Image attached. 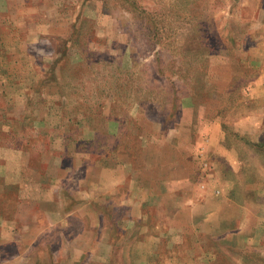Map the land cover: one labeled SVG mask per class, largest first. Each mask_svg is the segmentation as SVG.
Returning a JSON list of instances; mask_svg holds the SVG:
<instances>
[{
    "label": "rangeland",
    "instance_id": "obj_1",
    "mask_svg": "<svg viewBox=\"0 0 264 264\" xmlns=\"http://www.w3.org/2000/svg\"><path fill=\"white\" fill-rule=\"evenodd\" d=\"M0 264H264V0H0Z\"/></svg>",
    "mask_w": 264,
    "mask_h": 264
},
{
    "label": "crops",
    "instance_id": "obj_2",
    "mask_svg": "<svg viewBox=\"0 0 264 264\" xmlns=\"http://www.w3.org/2000/svg\"><path fill=\"white\" fill-rule=\"evenodd\" d=\"M250 8H253V7L250 6ZM212 128L214 129V131L216 130V131H219V132H217V133L215 132L213 134H208L204 138L203 137L200 138V140L202 141V143L200 145L201 147L199 146L200 149H198V150H201V153L200 154L202 155V157H204L203 160H206V159L207 160H210L211 155L209 156V154H214V157L213 158H219V159L222 158V159H224L226 161V163L234 169V172H237V163H236L237 152L235 151V149L228 148V147H226L224 145L225 134L222 132L221 124L220 123H219V125H214ZM179 138H182V137L180 136ZM176 148L183 149V151L185 149V147L184 148L182 147L181 142L180 143L178 142V147L176 145ZM190 151H191V148H190ZM234 159H235V161H234ZM162 163L163 162L161 161V163H158V165H160ZM209 169L211 170V167ZM163 174L164 175L157 180V183H158L157 186H158L159 191L162 192V193H164L165 195H170L171 193L174 194V192H175V195L176 194H179L178 196H180L181 195V192H182L181 191L182 190V187L183 186L185 187L186 182H187L186 181V176H184L183 178H180V176H178V174H177V170H172V169L171 170L168 169L166 171V173H163ZM205 177L209 178V175H206ZM192 179H189V182H192ZM216 179L218 180L219 184H221V185L222 184L225 185L226 183H230V181L229 180L227 181L226 178L221 174V172L219 170L216 173ZM205 180L206 179H204V182L200 183L203 190L206 189L207 186H208L207 185L208 183L206 184ZM216 188L217 187L215 186L214 189H213V191H211L209 193V195L212 198H214V197H221L225 202H227V204H230L231 206H235L236 205L237 208H239L241 206V205H239V203H237L235 200H233L231 198L230 194L226 193L222 189H219V188L216 189ZM165 200H167V199H165ZM179 200L180 201L178 203L182 204L183 206H189L188 204H190V202H192V204H198V203H200V200L201 199H200V197H197L196 196V198H194V200H192L190 202H187V201H185L182 198L179 199ZM164 204H166V203H164ZM164 219L166 220V217H164ZM160 220L162 221L163 219H160ZM190 221L191 222H195V223H200V222L204 223V222L209 221V219L206 218L204 216V214H203L202 216H198V215H196L194 217H191L190 216ZM234 221L235 222H238L237 219L236 220H232V219L227 220L226 219V215L224 213V210L221 209V212H219V216L216 218V221L213 222V224H212V227H213L212 230L213 231H211V228L209 227L208 224H207V227H208L209 230H206V231H208V234L214 235V232L216 233V232H219V230H221V227H222V224L223 223H233ZM196 227H198V226H196ZM200 227H202V226L200 225ZM204 228H205V226H204ZM199 231H200L199 229L195 228L194 231H193L194 232L193 234H198V233H200ZM180 232L182 234L179 233L178 234V237L181 238V237H183V234L186 231L183 230V231H180ZM186 234H189V232H187ZM201 235H203V232L201 233ZM150 236L152 238H154V235L153 234H150Z\"/></svg>",
    "mask_w": 264,
    "mask_h": 264
}]
</instances>
